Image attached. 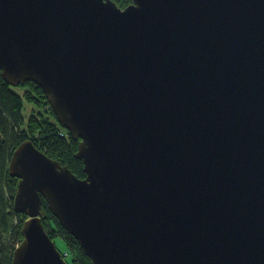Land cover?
<instances>
[{"label":"water","instance_id":"95a60500","mask_svg":"<svg viewBox=\"0 0 264 264\" xmlns=\"http://www.w3.org/2000/svg\"><path fill=\"white\" fill-rule=\"evenodd\" d=\"M0 70L85 172L15 148L12 264H70L42 197L92 264H264V0H0Z\"/></svg>","mask_w":264,"mask_h":264},{"label":"trees","instance_id":"16d2710c","mask_svg":"<svg viewBox=\"0 0 264 264\" xmlns=\"http://www.w3.org/2000/svg\"><path fill=\"white\" fill-rule=\"evenodd\" d=\"M125 8L133 0H113ZM26 91L20 94L15 87L8 85L0 70V264H12L15 244L22 242V227L28 216L15 211L14 195L18 187V178L12 177L8 171L10 159L24 141L32 139L37 148L50 158L59 160L68 166L79 178L85 177L84 161L75 157L79 149V140L74 139L67 129L58 123L46 94L42 88L32 82L20 85ZM24 100L33 101L42 110L34 111L27 121L26 128L21 127L25 120L22 110ZM43 223L53 241L62 238L72 254L70 264H92L89 256L84 254L81 244L62 226L57 217L49 209L48 202L42 197ZM18 221V223H17ZM17 223V224H16ZM16 237L15 241L12 239ZM57 244V243H56ZM58 245V244H57ZM59 248V246H58Z\"/></svg>","mask_w":264,"mask_h":264},{"label":"rangeland","instance_id":"374dc122","mask_svg":"<svg viewBox=\"0 0 264 264\" xmlns=\"http://www.w3.org/2000/svg\"><path fill=\"white\" fill-rule=\"evenodd\" d=\"M15 91H18L20 94H23V92L24 91H26L25 90V88H23V87H21V86H15ZM24 108H23V110H22V113H23V117H25V120H24V122L22 123V125H21V127L23 128V129H25L26 128V124H27V121H28V119H29V117H30V115L32 114V113H34V111H36V112H38V110H42V108L39 106V105H37L35 102H33V101H28V100H24ZM9 166V165H8ZM8 169V168H7ZM17 223H18V221H17ZM16 223V224H17ZM15 239H16V237H14L13 239H12V242H14L15 241ZM55 242V241H54ZM56 243L58 244V246H59V250L61 249L62 251H64V252H66L67 251V249H68V245L67 244H65V242H64V240L62 239V238H59V239H57L56 240ZM20 244V243H19ZM19 244L18 243H16L15 244V246H16V249L19 247ZM61 252V251H60ZM72 258V257H71Z\"/></svg>","mask_w":264,"mask_h":264},{"label":"built area","instance_id":"2783aa9c","mask_svg":"<svg viewBox=\"0 0 264 264\" xmlns=\"http://www.w3.org/2000/svg\"><path fill=\"white\" fill-rule=\"evenodd\" d=\"M18 244L20 243V242H17ZM20 245V244H19ZM58 246V245H57ZM60 251H61V255H63V257L65 258V259H69V258H71L72 257V254H71V252L69 251V249H67V251L66 252H64V251H62L61 249H60Z\"/></svg>","mask_w":264,"mask_h":264},{"label":"clouds","instance_id":"9594fccd","mask_svg":"<svg viewBox=\"0 0 264 264\" xmlns=\"http://www.w3.org/2000/svg\"><path fill=\"white\" fill-rule=\"evenodd\" d=\"M10 164V163H9ZM8 168H9V166H8ZM16 195V194H15ZM15 195H14V197H15Z\"/></svg>","mask_w":264,"mask_h":264}]
</instances>
